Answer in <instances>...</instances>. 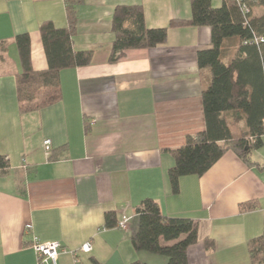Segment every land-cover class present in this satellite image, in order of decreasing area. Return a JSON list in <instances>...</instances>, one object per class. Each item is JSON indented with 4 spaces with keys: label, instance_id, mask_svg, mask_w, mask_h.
Here are the masks:
<instances>
[{
    "label": "crops",
    "instance_id": "1",
    "mask_svg": "<svg viewBox=\"0 0 264 264\" xmlns=\"http://www.w3.org/2000/svg\"><path fill=\"white\" fill-rule=\"evenodd\" d=\"M222 2L211 0L213 7ZM122 4L142 5L149 28L192 16L191 0H83L73 44L93 50L92 62L60 72V101L22 114L14 38L30 35L32 67L45 70L40 27L67 26L66 0H0V155L10 165L0 175V264H38L33 236L60 242L58 264H75L72 252L89 240L92 250L80 254L85 264H165L166 257L131 242L145 198L165 216L195 221L188 264H253L248 243L264 228V136L252 154L256 165L229 150L203 175L181 177L176 194L168 178L171 150L205 129L201 94L211 72L199 68L197 52L211 48L210 28H170L164 45L127 50L110 62L113 11ZM245 202L256 208L241 210ZM108 211L118 225L130 217L127 228L105 227Z\"/></svg>",
    "mask_w": 264,
    "mask_h": 264
},
{
    "label": "trees",
    "instance_id": "2",
    "mask_svg": "<svg viewBox=\"0 0 264 264\" xmlns=\"http://www.w3.org/2000/svg\"><path fill=\"white\" fill-rule=\"evenodd\" d=\"M83 0H66L68 24L57 28L47 21L40 27L48 66L36 71L31 64V38L28 33L15 36L21 63L16 89L22 114L38 111L62 99L60 72L87 66L93 50H77L73 36L77 30V7ZM243 5L249 9L243 11ZM264 7V0H223L213 7L211 0H191L189 19L173 18L166 27L149 28L142 5H117L111 31L114 40L109 61L117 62L127 50L149 49L164 45L170 28L207 26L211 48L197 52L199 68H209L211 79L202 90L205 129L186 136L183 146L171 150L174 164L168 169L173 194L179 191L183 176H201L227 151L232 150L249 165L252 154L262 147L264 136V13L253 14V6ZM10 171L6 156L0 155V175ZM241 210H253L256 202H245ZM138 225L131 237L137 251L167 258L165 264H188L187 250L197 242V225L190 218L162 214L158 203L145 198L136 207ZM118 225L116 213H105V227ZM207 248L212 246L205 240ZM253 264L264 263V228L248 243ZM130 264H144L134 261Z\"/></svg>",
    "mask_w": 264,
    "mask_h": 264
},
{
    "label": "built area",
    "instance_id": "3",
    "mask_svg": "<svg viewBox=\"0 0 264 264\" xmlns=\"http://www.w3.org/2000/svg\"><path fill=\"white\" fill-rule=\"evenodd\" d=\"M238 2H241L242 0H237ZM243 11L248 12L249 9L246 5H243ZM43 147L46 151H50L51 149V140L45 139L43 141ZM130 217L125 216L122 221L119 222V227L126 229L127 228V222L129 221ZM31 229V225L27 224L25 227V231H29ZM32 247L34 248L38 264H58V258L59 254L62 250V246L60 242L58 241H49V242H41L38 240L36 236H33L32 238ZM92 250V244L91 241H87L84 244H82L77 250L73 251V258L75 264H85L83 263L82 259L80 258L81 253H90Z\"/></svg>",
    "mask_w": 264,
    "mask_h": 264
}]
</instances>
